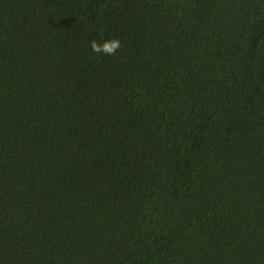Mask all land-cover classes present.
I'll list each match as a JSON object with an SVG mask.
<instances>
[{
  "label": "trees",
  "instance_id": "16d2710c",
  "mask_svg": "<svg viewBox=\"0 0 264 264\" xmlns=\"http://www.w3.org/2000/svg\"><path fill=\"white\" fill-rule=\"evenodd\" d=\"M0 264H264V0H0Z\"/></svg>",
  "mask_w": 264,
  "mask_h": 264
},
{
  "label": "clouds",
  "instance_id": "9594fccd",
  "mask_svg": "<svg viewBox=\"0 0 264 264\" xmlns=\"http://www.w3.org/2000/svg\"><path fill=\"white\" fill-rule=\"evenodd\" d=\"M120 47L119 39L109 40L103 44H98L95 40L90 42V49L93 53L103 55H114Z\"/></svg>",
  "mask_w": 264,
  "mask_h": 264
}]
</instances>
